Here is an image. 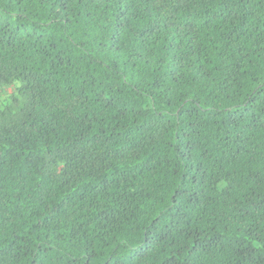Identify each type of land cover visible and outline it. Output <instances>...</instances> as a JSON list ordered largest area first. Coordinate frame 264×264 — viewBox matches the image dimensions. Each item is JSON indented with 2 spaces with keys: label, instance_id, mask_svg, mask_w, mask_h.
Masks as SVG:
<instances>
[{
  "label": "trees",
  "instance_id": "trees-1",
  "mask_svg": "<svg viewBox=\"0 0 264 264\" xmlns=\"http://www.w3.org/2000/svg\"><path fill=\"white\" fill-rule=\"evenodd\" d=\"M0 264H264V0H0Z\"/></svg>",
  "mask_w": 264,
  "mask_h": 264
}]
</instances>
